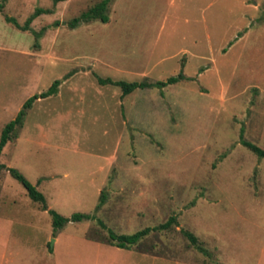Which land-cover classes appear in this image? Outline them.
Segmentation results:
<instances>
[{
	"label": "rangeland",
	"instance_id": "1",
	"mask_svg": "<svg viewBox=\"0 0 264 264\" xmlns=\"http://www.w3.org/2000/svg\"><path fill=\"white\" fill-rule=\"evenodd\" d=\"M99 1L6 0L0 13V134L60 81L26 111L0 164L57 213L94 216L54 229L0 169V264H264V157L240 142L264 149V0H110L107 22L69 28ZM38 7L52 12L27 31L4 18L23 25ZM180 71L188 79L125 96L97 81ZM170 216L141 246L97 241L99 220L131 234Z\"/></svg>",
	"mask_w": 264,
	"mask_h": 264
},
{
	"label": "trees",
	"instance_id": "2",
	"mask_svg": "<svg viewBox=\"0 0 264 264\" xmlns=\"http://www.w3.org/2000/svg\"><path fill=\"white\" fill-rule=\"evenodd\" d=\"M5 1H0V13H3V9L5 7ZM60 0H54V3L58 2ZM110 0H100L97 2L94 6L90 7L89 9L83 11L80 15L73 17L70 21H68L67 25L69 28H74L78 24L83 22H91V21H101V22H107L109 20L108 14H107V6ZM52 12L51 9L48 8H35L32 14H30L27 19L25 20L23 25H20L16 22V20L13 17L5 15V20L7 22L13 23L17 28L27 31L30 27L31 22L38 17L40 14L43 13H50ZM43 29L39 32H36L35 39H38L41 36ZM34 46L38 47V42H34ZM188 77L184 75L182 71H180L175 76H170L166 78L165 80H158L155 82H150L148 80H142V81H123V80H113L110 78H101L97 77V81L99 84H111L118 86L121 90V94L123 96L128 95L132 93L136 89H146V88H158L162 90L165 86L169 84H174L177 82H180L182 80H186ZM60 81L58 79L54 80L52 84L49 86V88L46 91H43L39 94H34L31 97H29L22 105L21 109L18 111L17 115L13 120L6 123L1 131L0 134V154L4 148V146L7 144L8 141L12 140L13 137L16 135V130L20 128L23 124V118L26 114V111L32 106V103L39 99V98H45L50 95H54L57 92L58 85ZM242 131V130H241ZM240 142L242 145L253 151L255 154H257L258 157H264V149L260 148L259 146L253 144L252 142H249L242 137L240 138ZM7 169L9 174L13 176L15 179H17L22 186L25 188L27 195L29 198L40 204V208L44 211H47L52 216V226L54 229L62 228L66 223L68 222H79L82 220H90L94 219L93 214L90 213H81V212H75L71 216H63L59 213H57L55 210L50 209L47 204V200L44 196V194L37 189L36 186H34L32 183H30L22 173H20L17 169L6 167L4 164H0V169ZM104 193H100L99 197V203L96 208H99L104 202ZM175 217L170 216L165 222L153 226V227H144L143 229L137 230L131 234H117L110 228H107L106 225L99 220V224L107 230V237L104 240H97L101 243H106L108 245H113L118 248H125L129 249L132 246H141L142 241L148 237V235L151 232H157L160 230H165L171 227L173 223H175ZM183 234L189 239L190 243L194 245L197 249L200 251H203V248L199 245L197 237L186 230L182 231Z\"/></svg>",
	"mask_w": 264,
	"mask_h": 264
}]
</instances>
